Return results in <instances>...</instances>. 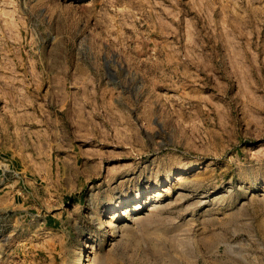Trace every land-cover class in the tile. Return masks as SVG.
Here are the masks:
<instances>
[{"label": "rangeland", "instance_id": "1", "mask_svg": "<svg viewBox=\"0 0 264 264\" xmlns=\"http://www.w3.org/2000/svg\"><path fill=\"white\" fill-rule=\"evenodd\" d=\"M4 110L29 177L93 160L63 264H264V0H0ZM28 234L0 213V264Z\"/></svg>", "mask_w": 264, "mask_h": 264}, {"label": "crops", "instance_id": "2", "mask_svg": "<svg viewBox=\"0 0 264 264\" xmlns=\"http://www.w3.org/2000/svg\"><path fill=\"white\" fill-rule=\"evenodd\" d=\"M27 114L16 113L20 122L14 124L12 111L0 113V118L4 116L6 119L0 122V213L20 215L21 229L29 232L21 241L27 248V255L35 256L42 264H63L72 260L81 243L78 233L83 208L81 202L84 190L92 181L94 163L90 158L82 159V168L74 173H64L62 183L59 178L55 179L54 171L46 184L29 177L25 152L29 127L23 120ZM44 142L43 125L38 127L36 142V163L40 165L42 160V166L46 162ZM53 160L48 161L49 165L56 164ZM71 199L74 200L73 205H69Z\"/></svg>", "mask_w": 264, "mask_h": 264}, {"label": "bare ground", "instance_id": "3", "mask_svg": "<svg viewBox=\"0 0 264 264\" xmlns=\"http://www.w3.org/2000/svg\"><path fill=\"white\" fill-rule=\"evenodd\" d=\"M116 209H117V212L114 214V218H116V217H119L120 215H122L123 213L124 214H127V213H129L130 212V209H128L127 210V208H125L124 210H120V208H118V206L116 207ZM138 217H135V218H133V220H136ZM132 220V219H131ZM112 227H114V229L115 230H118L119 228H120V224H118L117 223V221L116 220H114L113 222H112ZM84 261V260H83ZM83 261L81 260V259H79L77 262H78V264H84L83 263Z\"/></svg>", "mask_w": 264, "mask_h": 264}]
</instances>
